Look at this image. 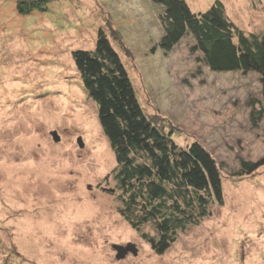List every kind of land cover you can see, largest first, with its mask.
Instances as JSON below:
<instances>
[{
	"label": "rangeland",
	"instance_id": "rangeland-1",
	"mask_svg": "<svg viewBox=\"0 0 264 264\" xmlns=\"http://www.w3.org/2000/svg\"><path fill=\"white\" fill-rule=\"evenodd\" d=\"M184 1L195 14L220 2L236 28L264 36V0ZM47 6L19 16L15 0H0V264H264V167L236 176L241 160L264 157V118L250 121L262 101L258 75L212 73L188 35L164 54L161 9L150 0ZM100 29L146 115L180 148L198 142L221 172L223 205L211 204L163 256L106 191L115 190V156L72 58L94 49ZM128 244L137 254L117 260L113 246Z\"/></svg>",
	"mask_w": 264,
	"mask_h": 264
},
{
	"label": "trees",
	"instance_id": "trees-1",
	"mask_svg": "<svg viewBox=\"0 0 264 264\" xmlns=\"http://www.w3.org/2000/svg\"><path fill=\"white\" fill-rule=\"evenodd\" d=\"M57 0H15L17 15L46 11ZM160 7L162 38L157 47L168 54L187 35L193 52L212 73L254 72L260 79L262 101L252 109L253 124L264 118V36L246 35L230 22L220 2L201 14L184 0H150ZM93 50L72 54L86 95L97 108L100 128L115 156L113 171L119 213L141 233L154 254L163 256L179 232L210 216V205H223L222 176L212 155L198 142L177 146L157 116H147L125 65L109 38L99 30ZM157 49V48H156ZM155 52V48L152 49ZM264 167L240 161L238 177L253 176ZM151 226L154 236L141 232Z\"/></svg>",
	"mask_w": 264,
	"mask_h": 264
},
{
	"label": "water",
	"instance_id": "water-1",
	"mask_svg": "<svg viewBox=\"0 0 264 264\" xmlns=\"http://www.w3.org/2000/svg\"><path fill=\"white\" fill-rule=\"evenodd\" d=\"M53 136H55L57 139L56 134H53ZM78 141L80 143V140ZM80 145H82V143H80ZM106 191L109 193H114V190H106ZM113 249L116 251L117 260L124 259L128 253H130L131 255L137 254V248L134 244H128L126 247L114 245Z\"/></svg>",
	"mask_w": 264,
	"mask_h": 264
}]
</instances>
